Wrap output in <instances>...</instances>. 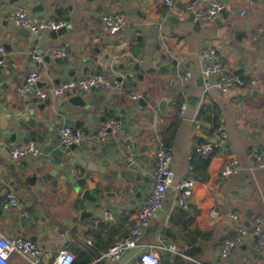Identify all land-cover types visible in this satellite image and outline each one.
I'll return each mask as SVG.
<instances>
[{
	"label": "crops",
	"instance_id": "1",
	"mask_svg": "<svg viewBox=\"0 0 264 264\" xmlns=\"http://www.w3.org/2000/svg\"><path fill=\"white\" fill-rule=\"evenodd\" d=\"M38 1L44 0H32L30 3L15 6L14 9L25 7L31 15L66 22L69 33L66 38L59 40L63 42L62 46H56L57 43L50 40L48 34L40 39L36 36L40 42L33 46L31 45L33 39L30 38L36 37L32 34L27 38L21 37L20 33L23 30L8 20L10 11H6L5 16L1 18L2 21H6V26H0V32H8L9 35H6L5 39L1 38L0 47L2 43H10L14 50H18L16 43L22 46L19 48L22 54L17 59L13 58V54L10 55L15 61L13 67L16 70L13 77L21 79L18 83L9 82L14 89H21L34 72L40 75L42 87L43 83L47 84L44 89H52L74 79L67 71L63 75L55 73L54 63H44L43 67L29 63L26 56L29 51L40 54L48 53L53 48L64 47L67 54H81L98 46L96 38L102 34L103 18L107 14L96 12L94 9L86 10L84 8L87 5L86 0H53L55 6L49 8L46 14L33 11ZM212 1L200 0L198 8L206 10ZM215 1L223 4L221 0ZM105 3L108 4L110 14L124 16L126 23L123 29L126 33L128 32L126 28L129 27L136 36L142 37V42L135 40L132 45L134 48L145 46L150 56L160 57L166 54L168 58L164 61L158 60L159 65L169 64L173 59H178L181 65L178 77L174 72L165 76L157 74L162 84L169 83L165 87L166 92L162 93L163 97H173L174 100L168 106V113L161 115L160 112H156L146 116L138 108H129L124 102H119L116 104L117 114L108 116V120L118 118L125 121L122 139L133 142L135 150L129 151L121 146V151L139 158L147 174L153 176L156 172L159 144L167 142L173 150L171 168L174 182L191 179L195 183L193 197L187 200L184 206L177 203V191L174 188L168 190L163 208L156 213L142 242L147 248L159 251L160 263L164 258H169L172 262L175 257H180L183 264H260V262L264 264V258L259 260L264 252L258 247L257 240L251 242L254 237L251 234L227 257L221 253L225 241L234 238L239 229V226L225 215L226 211L231 210L239 215L243 227L249 232H252L258 219H262L264 229V168H256L254 156L264 150V33H259L260 24L264 25V0L258 3L245 0L236 6L241 10L240 14L233 13L236 4L232 1V7H229L227 15L220 17L221 26L215 22L201 23L197 26L187 9L188 0H174V6L176 4L178 6L172 10L160 0H109ZM56 8L63 10L57 14ZM224 28L227 30L221 32L220 29ZM110 38H112L110 43L116 39ZM43 41L48 44H42ZM158 45L161 46L158 48ZM209 47L218 50L230 72L239 75L245 81L244 87H237L227 93L219 91L214 86L206 89L208 83L212 85L218 80V77H214L208 81L201 75L199 54ZM4 56H8V53ZM6 67L11 68L12 65L7 62L1 70ZM20 67H26V71H21ZM91 74L99 73L91 71ZM82 77V71L78 70L76 78ZM175 80L177 82L172 86L176 87H171V82ZM36 90L32 88L28 92L35 96ZM103 91L101 89L91 92L89 99L97 104L99 99H94V95ZM133 93L134 90L128 92L129 95ZM195 97L201 98V101H193ZM52 99L54 104L57 97ZM184 101H188L189 107L182 115L180 110ZM202 108L209 111L210 118L214 120L218 116L222 118L228 132V143L211 158L207 167L203 166L204 158L199 152V147L204 141L211 138L204 129L197 128V123H204L205 120L203 115L200 116ZM121 109H126V113L119 114ZM101 125L102 123H99L96 129ZM62 126L64 124L58 122L54 133ZM125 128H129V131L126 132ZM92 132L94 131L90 130L89 133ZM32 144L38 147V144ZM17 145L14 147H19ZM86 146L84 156L89 159L92 154L88 149L92 145L90 143ZM115 150L116 147H112L106 159L115 157ZM232 157L239 160L241 169L238 174L222 180L223 163ZM0 159L2 160L1 157ZM101 163L103 162H94L90 166L89 161H86L83 168H72V171L81 177L88 172V167L94 169L100 167ZM91 176L96 181L102 177L98 173H91ZM90 183L93 187L94 183L91 181ZM11 194L20 199V205L13 208L9 202L6 206L8 211L0 217V233L7 237L21 236L30 239L33 237V241L44 249L50 262L60 250L65 249L75 256L73 264H141L140 249L126 252L117 261L98 262V258L130 233L139 207L147 194L141 201L132 198L134 204H126V208H119L120 214L117 218H114L113 211L100 210L95 221L102 220L112 213L110 218L94 226L90 225L87 219L85 224H79L78 227L85 230L79 232L78 236L70 233L71 227L78 224L79 214L73 198L63 195L61 199H57L53 196L46 200L40 198L34 203L22 189L19 191L12 189ZM8 195L6 194L5 200L8 199ZM85 207L91 208L92 205ZM213 210L219 211L220 218L212 217ZM13 213L17 215L14 216ZM173 245L177 253L169 250ZM163 251H168L169 254L164 255ZM188 252L195 256L188 258ZM9 264L28 263L23 258L13 255Z\"/></svg>",
	"mask_w": 264,
	"mask_h": 264
},
{
	"label": "water",
	"instance_id": "2",
	"mask_svg": "<svg viewBox=\"0 0 264 264\" xmlns=\"http://www.w3.org/2000/svg\"><path fill=\"white\" fill-rule=\"evenodd\" d=\"M32 0H0V26L5 27L6 21H2L6 11H12L15 6L24 3H30ZM109 0H86V10L94 9L96 12L110 14L108 4ZM224 9L215 19L218 26L222 25L220 17H224L228 13L229 7H232V1H235L233 7L234 14H240L241 10L237 9L245 0H221ZM250 2H261L262 0H248ZM39 2V1H38ZM234 4V3H233ZM55 6V1L44 0L35 5L36 13H47L49 8ZM94 6V7H93ZM178 4L174 6L177 7ZM10 7V9H8ZM63 9L56 8L55 13L59 14ZM7 12V14H8ZM91 18H94L91 16ZM171 18V17H170ZM201 22L197 23L199 26ZM221 32L227 28L220 29ZM116 32L113 35L104 36L97 35L98 46L88 49L81 54H67L66 56H54L48 53H40L43 61L37 62L33 58V52L26 53L28 62L35 66L43 67L44 63H54L55 73L63 75L66 71L68 75L76 78L78 70L83 73V78L95 71L105 77L120 82L122 89L116 93L103 87H93L83 92H68L65 96L57 97L53 104V97L46 99L36 95L32 96L30 89L43 90L47 87L46 83L42 87L39 80L35 86L29 90L21 91L14 89L12 83H18V77H13L15 72L14 60L17 59L22 51V46L16 43L18 50H14L10 43H2V48L8 56L1 55L0 60H5L12 65L11 68L0 69V217L8 211L6 207L10 200H5L6 194H10L12 189L19 191L22 189L29 198L35 203L41 200L55 197L61 199L63 195H68L74 199V204L79 209L78 224L71 227L70 233L75 236L85 229L78 227L79 224H85L89 219L90 225H96L105 221L108 216L102 220L95 221L99 217L100 210L107 209L113 211L114 218L120 214L119 208H126V204H134L132 198L141 201L145 194L150 191L153 183V176L145 172L144 164L139 158L132 154H126L121 151V146L134 151V143L127 142L122 137L124 131L120 129L117 132L108 130L105 141L101 143L91 144L88 149L91 151V157L84 156L87 151V141L64 145L60 142V137L54 133L57 123L62 122L64 126L71 127L76 130H85L88 135L90 130L96 131L99 123H105L108 116L117 114L116 104L124 102L129 108L136 107L144 115L151 116L156 112L161 115L168 113V106L174 102L173 97H163L166 92V85L169 83H161L160 76H165L170 72H174L178 77L179 67L181 71L180 61L173 59L171 63L166 65L157 64L158 60L164 61L168 56L157 55L150 56L146 52L145 46L134 48L132 45L136 41L142 42V37H138L131 29L126 28ZM131 32V34H130ZM4 33V34H3ZM0 32L1 38L5 39L9 35L8 32ZM69 33L68 26H64L57 31L42 33L38 38L49 35V39L56 42V46H62L63 42L59 40L66 38ZM259 33H264V25L260 24ZM32 33L23 30L21 37H29ZM36 37V35L32 34ZM110 37L116 39L110 43ZM36 37L31 45H38L40 40ZM48 42L43 41L42 44ZM46 44V45H47ZM45 45V46H46ZM161 45H158V48ZM114 51V53H111ZM25 72L26 67H20ZM176 80L171 82V87L176 84ZM58 83V81H57ZM103 89V93L94 95V99H99L98 103H94L89 99V94ZM134 90L139 95L128 94ZM36 92V91H34ZM163 93V94H162ZM201 101V98L195 97L193 101ZM9 101L11 104H9ZM126 109H121L119 114H125ZM98 116L97 119L94 117ZM139 117V115H137ZM118 119V118H117ZM132 125V121L129 123ZM126 132L129 128L124 129ZM135 133V131H133ZM32 143L38 144L40 153L36 157H28L26 159L15 161L12 157L14 145L19 147H28ZM112 147H116L115 157L106 159ZM118 148V149H117ZM89 161L92 166L94 162H103L100 167L94 169L88 167L86 174L78 177L74 169H81L84 163ZM91 173H98L102 177L98 181L91 176ZM94 186L91 187V183ZM92 205L91 208L85 206ZM13 207V206H12ZM14 208V207H13ZM112 214V213H110ZM14 216L17 214L13 213ZM258 239L257 235L251 239V242ZM33 240V237H32ZM166 244V243H164ZM164 255L169 254L168 251L162 252ZM264 255H260L259 260H263ZM254 262V261H252ZM260 264H263L260 262Z\"/></svg>",
	"mask_w": 264,
	"mask_h": 264
},
{
	"label": "built area",
	"instance_id": "3",
	"mask_svg": "<svg viewBox=\"0 0 264 264\" xmlns=\"http://www.w3.org/2000/svg\"><path fill=\"white\" fill-rule=\"evenodd\" d=\"M164 5L172 10L174 7V0H160ZM200 0H188L187 9L191 14L194 23H213L224 9V5L218 1L213 0L211 6L204 10L198 8ZM8 20L20 30H28L36 36L42 33L57 31L67 25L66 22L56 21L41 17L38 15H31L27 8L20 7L13 9L8 15ZM125 18L123 15L108 14L103 18L102 35L109 36L120 31L125 26ZM51 54L54 56H66L67 50L64 47L51 49ZM0 54L4 55V49L0 47ZM201 61V75L209 81L210 78L218 77L217 81L206 86V89L215 87L223 93H227L237 87H244L245 81L239 76L230 72L228 65L224 62L218 50L214 47H209L199 54ZM33 59L37 62L43 61V57L38 54H33ZM6 66L5 60H0V69ZM40 75L37 72L32 73L21 91H26L34 86L40 80ZM93 87H103L113 92H120L122 84L115 80L109 79L101 74H90L85 78L71 79L52 89L36 90V95L43 99L48 97H62L68 92H83L88 91ZM189 107L188 101L181 103L180 113L185 114ZM220 125L216 130V134L207 139L200 147L199 152L203 157H210L215 150H222L228 143V132L224 127L223 120L220 118ZM125 121L122 119H112L103 123L96 131L86 135L83 130H76L68 126H62L57 129L56 133L60 137V142L64 145H71L81 141H87L91 144L101 143L106 140L108 130L117 132L123 128ZM212 125L204 123H197V128L204 129L209 133ZM1 142V141H0ZM40 153L37 146L34 144L28 147H14L12 150V157L15 161L26 159L28 157H36ZM256 168H264V150L256 153ZM157 170L153 175V183L147 194L145 201L140 205L138 213L135 217V224L130 233L122 240L114 243L109 251L98 258V262L103 261H117L126 252L134 249L141 250L140 262L141 264H160L159 251L147 248L142 242L144 234L151 224L156 213L163 208L166 193L170 188H174L178 193V205L184 206L187 200H190L194 194L195 183L191 179L183 180L178 183L174 182L172 172L173 150L164 142H160L157 151ZM241 169L240 162L237 158L232 157L223 163L221 170L222 180H227L230 177L239 173ZM8 199L13 207L20 205V199L14 194H9ZM214 219L220 218V213L213 210L211 213ZM229 219L239 226L238 234L226 240L221 247V253L227 257L231 251L243 243V240L248 235H257L258 247L264 252V229L262 227V219H258L252 230L249 232L243 227L239 215L233 213L231 210L226 211L225 214ZM110 218V214L108 215ZM173 253H177L176 247L173 245L169 249ZM13 255L23 258L28 264H73L75 256L62 249L57 256L50 262L42 247L30 238L21 236L7 237L0 233V264H9Z\"/></svg>",
	"mask_w": 264,
	"mask_h": 264
},
{
	"label": "trees",
	"instance_id": "4",
	"mask_svg": "<svg viewBox=\"0 0 264 264\" xmlns=\"http://www.w3.org/2000/svg\"><path fill=\"white\" fill-rule=\"evenodd\" d=\"M203 115L204 116V124L206 125H212L209 133H208V137H212L216 134V130L218 129L219 125H220V117L218 116L216 120L210 118V113L209 111H207V109H201L200 111V116ZM205 142V141H204ZM167 146H170L167 142H164ZM171 147V146H170ZM220 150H215L213 152V154L206 158V157H203L204 159H202V164L204 167H207L210 163V160L212 157H214ZM187 256V255H186ZM191 256H195L193 253L191 252H188V258L191 257ZM191 259V258H190ZM193 260V259H192ZM160 264H183V262L181 261L180 257H175V259L170 262V259L169 258H164V260L160 263Z\"/></svg>",
	"mask_w": 264,
	"mask_h": 264
},
{
	"label": "flooded vegetation",
	"instance_id": "5",
	"mask_svg": "<svg viewBox=\"0 0 264 264\" xmlns=\"http://www.w3.org/2000/svg\"><path fill=\"white\" fill-rule=\"evenodd\" d=\"M174 8V7H173Z\"/></svg>",
	"mask_w": 264,
	"mask_h": 264
}]
</instances>
